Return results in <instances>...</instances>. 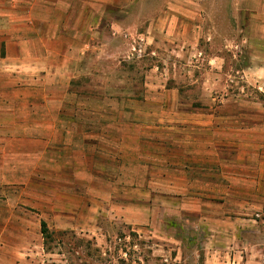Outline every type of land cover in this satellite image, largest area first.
Returning a JSON list of instances; mask_svg holds the SVG:
<instances>
[{
  "label": "rangeland",
  "instance_id": "1",
  "mask_svg": "<svg viewBox=\"0 0 264 264\" xmlns=\"http://www.w3.org/2000/svg\"><path fill=\"white\" fill-rule=\"evenodd\" d=\"M179 1L60 0L69 92L90 101L54 121L0 95V208L57 261L264 264V0H193L183 46L157 34Z\"/></svg>",
  "mask_w": 264,
  "mask_h": 264
},
{
  "label": "crops",
  "instance_id": "2",
  "mask_svg": "<svg viewBox=\"0 0 264 264\" xmlns=\"http://www.w3.org/2000/svg\"><path fill=\"white\" fill-rule=\"evenodd\" d=\"M261 1L259 0V6H261ZM59 3L60 0H0V95L17 97L20 99L18 103L24 104L27 108L30 107L28 108L29 114L40 113L44 110L38 107H44L48 113L55 114L51 117L54 121L58 120L59 112L70 104L72 107L73 104L81 106L90 101V98L85 97L75 99L74 95H70L69 92L70 82L74 79L73 61L71 63L70 60V56L72 59L75 55L74 47L71 46L70 50L66 51L59 49L57 37L59 23L56 16L53 18L52 14L49 16L47 12V10H50V13L52 10H58ZM179 3L186 9L181 12L176 10L178 15L167 12L168 24L163 32H157V34L164 38L163 41L172 44L179 42L180 46H183L195 39L191 32L195 33L198 28L191 21L193 15L188 8L192 5L200 6V3L193 0H181ZM246 3L248 7L250 4ZM172 6L168 3L167 9L173 8L174 11ZM32 9L44 10L43 14L36 15L39 20L37 23L48 26L54 24L55 28H47L45 34L36 29L34 27L36 18L31 12ZM78 21L80 20L77 19L76 22ZM82 22H85L84 18ZM86 23H90L89 18L86 19ZM156 27L157 25L150 32H155ZM123 30V28L118 30L115 35L126 39L128 36ZM174 33H177L178 37ZM141 38L146 40L147 45H153V35L152 37L141 35ZM181 49L183 50V47ZM135 50L133 47L134 52ZM86 51L87 46L84 45L81 53L84 55ZM136 53L140 55L142 50L138 49ZM173 53L178 54L179 51H173ZM152 54L155 53L152 52ZM79 110L81 109L77 108V111ZM98 116L102 115L98 114ZM83 121H85L84 118ZM19 135L23 137L43 136V132H31L24 129V132ZM195 183L199 182L195 181ZM5 206L6 210L0 208L1 215L8 216L6 221L0 222V264H64L62 261L55 260L54 255L44 253L41 236L37 234L39 223L19 222L11 219L14 211L8 203ZM20 231L24 233V237L20 239L17 235L13 236L14 233ZM6 237H11V244L6 242Z\"/></svg>",
  "mask_w": 264,
  "mask_h": 264
},
{
  "label": "trees",
  "instance_id": "3",
  "mask_svg": "<svg viewBox=\"0 0 264 264\" xmlns=\"http://www.w3.org/2000/svg\"><path fill=\"white\" fill-rule=\"evenodd\" d=\"M40 229H41V235H42V237H43V239H44V241L47 239V238H49V233H48V230H47V227H46V224L44 223V222H41L40 223Z\"/></svg>",
  "mask_w": 264,
  "mask_h": 264
}]
</instances>
